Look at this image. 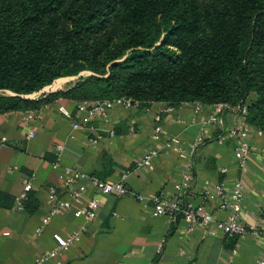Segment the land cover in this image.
Listing matches in <instances>:
<instances>
[{
    "label": "crops",
    "instance_id": "1",
    "mask_svg": "<svg viewBox=\"0 0 264 264\" xmlns=\"http://www.w3.org/2000/svg\"><path fill=\"white\" fill-rule=\"evenodd\" d=\"M75 103L59 98L36 109L40 117L30 119L26 118L30 110L0 113V137L6 138L0 143V264H32L35 256L53 247L54 232L65 234L81 227L84 229L80 241L60 255L63 264H256L257 259L264 257L261 238L211 235L200 227L187 230L181 216L171 220L167 215H156L151 202L139 201V194L150 196L159 191L173 194L174 184L180 178L182 161L174 145L163 147L148 166L137 168L135 163L151 146L154 113L170 105L155 102L146 110L116 105L106 118L93 119L86 128H73L72 122L78 119ZM60 106L71 117L64 116L58 109ZM174 110L163 114L162 141L175 138L188 143L197 135L211 105L204 104L196 113L194 102H184ZM222 118V126L215 124L206 131L205 144L195 157L187 198L199 202L204 188L220 182L230 187L239 178L246 185L242 219L252 224L256 221L257 208L264 211L261 153L264 135L251 130L248 139L252 152L241 167L235 158L232 139L223 144L214 141L222 129L238 121L231 112H225ZM28 128L34 130L30 138L26 136ZM91 129L102 134L103 140L92 144ZM113 129L116 131L113 137L106 138ZM59 144L60 152L56 150ZM64 167L109 183L127 172V192L121 196L98 194L90 178H83L85 198L98 196L100 199L95 219L87 221L83 216H76L74 210L83 202H73L70 209L55 214L37 234L41 218L53 204L50 188H61ZM222 167L227 172L222 173ZM25 176L31 178V192L37 201L31 213L14 207V198L22 191ZM217 201L211 199L206 205L212 209ZM226 216L227 212L216 214L219 219Z\"/></svg>",
    "mask_w": 264,
    "mask_h": 264
},
{
    "label": "trees",
    "instance_id": "2",
    "mask_svg": "<svg viewBox=\"0 0 264 264\" xmlns=\"http://www.w3.org/2000/svg\"><path fill=\"white\" fill-rule=\"evenodd\" d=\"M0 91V113L59 98L245 104L264 132V0H0ZM22 205L36 209L31 190Z\"/></svg>",
    "mask_w": 264,
    "mask_h": 264
},
{
    "label": "built area",
    "instance_id": "3",
    "mask_svg": "<svg viewBox=\"0 0 264 264\" xmlns=\"http://www.w3.org/2000/svg\"><path fill=\"white\" fill-rule=\"evenodd\" d=\"M120 106L125 109H132L138 106L136 101L131 98L119 97L115 99L105 100H81L76 101L75 109L78 119L72 122L73 128H86L93 119H104L108 116L109 111L114 106ZM202 103L194 102V109L197 113L203 108ZM59 111L66 117H71V113L64 107L60 106ZM175 107L168 106L157 110L154 113V127L151 133V146L136 159V167H144L151 164V161L156 157L163 147L174 145L177 155L182 161L180 169V178L174 184L175 192L171 195L164 191H159L150 196L139 194L137 197L143 203L151 202L153 205V213L156 215H167L171 220L181 216L186 223L187 230H193L200 227L206 230L211 235H224L228 238H239L246 235H252L264 240V229L262 227V217L264 211L262 208L256 210V221L252 224L244 223L242 213L246 196V185L244 182L235 178L233 184L227 187L225 183L220 182L213 187L204 188L200 195L199 202H194L187 198V191L190 187V182L193 176V168L195 165V157L199 153L201 147L206 141V131L212 125H223V114L231 112L238 117V121L222 131L216 136L215 142L223 144L227 139L234 141V154L239 166L243 167L252 152V146L248 136L251 130H255L259 136L264 135V132L246 121L247 107L245 104L231 106L228 103L218 102L211 105V110L208 115L201 120L200 128L195 138L188 143H181L175 138L169 141H162L163 132V114L173 113ZM40 117L35 110H30L27 119ZM177 120H181L179 115ZM196 118V116H195ZM91 131L90 142L95 144L103 140L104 136L97 131ZM34 135L32 128L27 129L26 136L28 138ZM113 130L109 131L106 138H112ZM6 140L4 136L0 137V143ZM62 146L56 145V150L60 152ZM262 158L264 161V147L262 149ZM222 173L227 172L226 167L220 168ZM89 177L98 194H109L115 196L124 195L127 192L125 179L127 172L123 173L115 182H106L98 177L88 176L80 170L72 167H64L61 174V188L58 190L55 187L50 188V194L53 198V204L48 212L41 218L40 226L36 233L40 234L44 227L50 222L52 217L58 212L65 211L72 207L74 203H82L80 207L74 210L76 216H83L87 221L95 219L97 210L100 205L98 196L85 198V184L83 178ZM22 191L14 198V207L22 209L23 199L27 192L32 189L31 178L25 176L22 180ZM216 198L218 201L212 209L206 205L209 200ZM218 212H227V216L223 219L216 217ZM84 227L73 229L65 234L54 232L52 238L54 245L49 250L43 251L35 256L32 264H63L60 255L65 250L69 249L74 244L80 241ZM232 254H236V250H232ZM233 257L230 259L232 260ZM256 264H264V257L257 259Z\"/></svg>",
    "mask_w": 264,
    "mask_h": 264
},
{
    "label": "rangeland",
    "instance_id": "4",
    "mask_svg": "<svg viewBox=\"0 0 264 264\" xmlns=\"http://www.w3.org/2000/svg\"><path fill=\"white\" fill-rule=\"evenodd\" d=\"M90 74H91L90 71L85 70V71L80 72L77 75L60 77V78H62L60 81L55 82V83H53L54 82L53 81L51 84L43 87L42 89L38 90L37 92L29 94L28 96L31 98H37V97H40L43 94H47L49 92H56L58 90H63V89L69 88L78 80L79 77H85V76L90 75ZM55 84H58L60 86L58 88H56ZM0 93L9 94L8 91H0Z\"/></svg>",
    "mask_w": 264,
    "mask_h": 264
}]
</instances>
